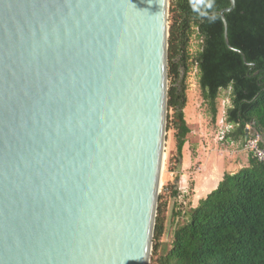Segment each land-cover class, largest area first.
<instances>
[{
  "label": "water",
  "instance_id": "obj_1",
  "mask_svg": "<svg viewBox=\"0 0 264 264\" xmlns=\"http://www.w3.org/2000/svg\"><path fill=\"white\" fill-rule=\"evenodd\" d=\"M169 28V0H0V264H150Z\"/></svg>",
  "mask_w": 264,
  "mask_h": 264
},
{
  "label": "trees",
  "instance_id": "obj_2",
  "mask_svg": "<svg viewBox=\"0 0 264 264\" xmlns=\"http://www.w3.org/2000/svg\"><path fill=\"white\" fill-rule=\"evenodd\" d=\"M229 6V0H170L168 121L175 131L172 170L177 176L166 191L175 202L173 214L182 221L175 226L170 249L156 264H264V164L252 155L247 167L225 173L196 207L177 204L183 148L191 132L184 110L195 32L202 40L194 58L198 85L212 123L217 121L221 91H230L225 122L233 129L225 139L243 145L255 135L264 139V0H236L234 10L225 14L232 48L225 42L219 14ZM164 206L158 205L153 255L166 231Z\"/></svg>",
  "mask_w": 264,
  "mask_h": 264
},
{
  "label": "rangeland",
  "instance_id": "obj_3",
  "mask_svg": "<svg viewBox=\"0 0 264 264\" xmlns=\"http://www.w3.org/2000/svg\"><path fill=\"white\" fill-rule=\"evenodd\" d=\"M170 9V0H169ZM170 19V13H169ZM171 21H169L170 25ZM202 40L198 33H194L190 45V70L187 77V105L184 110L185 120L189 128L195 131L194 137L199 138L198 140L203 141L205 144L207 154L203 155L205 170L203 174L193 176L194 180V192L189 197L190 189L192 188V179L188 181L189 188L186 193H183L178 184L180 191L179 199L177 204L182 205L183 208L187 209V204L196 205L201 199H204L214 191L221 178L225 173H238L248 166V156L244 150V145L240 142H233L226 139L221 140L227 134V127L225 122V112L230 106V91H221L220 98L218 100V116L216 124L212 123V118L208 112L207 105L203 102L201 97V90L198 85V69L195 64V57L201 49ZM169 111L167 115V132H166V143L164 150V161L161 176V185L159 190L158 205H165V217H166V231L165 235L159 242V251L156 255L152 256L150 264H156V258L165 255L171 246L172 234L175 226L182 221L180 217H175L173 214L174 199L170 196V192L166 191V187L174 183L177 176V172L172 170L176 167L174 157L176 156V140L174 138L175 131L172 125L168 121ZM172 116V113L170 114ZM169 126V127H168ZM191 137V135H190ZM196 142L195 138H188L185 147L183 148V170L187 171L194 167V160L192 159L193 148L190 145ZM209 152H211L209 154ZM187 169V170H186ZM181 175V174H180ZM161 197V198H160ZM191 200H190V199ZM180 203V204H179ZM155 242L153 241V246Z\"/></svg>",
  "mask_w": 264,
  "mask_h": 264
},
{
  "label": "crops",
  "instance_id": "obj_4",
  "mask_svg": "<svg viewBox=\"0 0 264 264\" xmlns=\"http://www.w3.org/2000/svg\"><path fill=\"white\" fill-rule=\"evenodd\" d=\"M229 101H230V98H229ZM190 130H191V132L188 135L187 140H188V138H191V137L196 139V142H193V144L190 145V148H191V146L193 148L192 152H194L192 154V159L194 160V165H193L194 167H192L190 170L186 169L187 171H184L183 170L184 160L182 159L181 176H180V181H179V184L181 186L180 188L182 190H184L183 193H186V190L188 191V188H189L188 181L190 179H192V181H191L192 182V188L190 189L191 191L189 193V195H190L189 197H191V193L193 194V192H194V180L192 177L203 174L204 170L206 169L204 166V162L206 161V159L203 160V155L207 154V152H208V151H206V149L203 150L205 148V144L203 143V141L198 140L199 138H197V137H194L195 131L192 130L191 128H190ZM190 135H191V137H190ZM210 153L211 152H209V154ZM221 180H222V178H221ZM197 205H198V203L196 205H194V203H193L192 207H196Z\"/></svg>",
  "mask_w": 264,
  "mask_h": 264
},
{
  "label": "built area",
  "instance_id": "obj_5",
  "mask_svg": "<svg viewBox=\"0 0 264 264\" xmlns=\"http://www.w3.org/2000/svg\"><path fill=\"white\" fill-rule=\"evenodd\" d=\"M227 133L233 129L232 125H226ZM226 136V135H225ZM225 136L221 138V140L225 139ZM244 150L252 155L257 161L264 164V139L255 135L251 138H248L244 144Z\"/></svg>",
  "mask_w": 264,
  "mask_h": 264
}]
</instances>
